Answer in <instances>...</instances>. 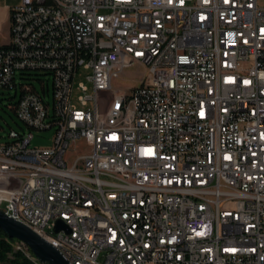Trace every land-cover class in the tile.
Listing matches in <instances>:
<instances>
[{"label":"built area","instance_id":"2783aa9c","mask_svg":"<svg viewBox=\"0 0 264 264\" xmlns=\"http://www.w3.org/2000/svg\"><path fill=\"white\" fill-rule=\"evenodd\" d=\"M0 89L26 127L0 144V211L70 264H264V0H20Z\"/></svg>","mask_w":264,"mask_h":264},{"label":"rangeland","instance_id":"374dc122","mask_svg":"<svg viewBox=\"0 0 264 264\" xmlns=\"http://www.w3.org/2000/svg\"><path fill=\"white\" fill-rule=\"evenodd\" d=\"M87 72L80 70L74 79V88L72 93V101L76 103V98L79 95L77 86L86 83L85 76ZM25 76H16V83L30 84L36 91L41 93L42 85L48 86V96L45 101L52 103V79L50 76L42 72H26ZM143 75V69L134 66L130 69L124 70L116 78L112 80V88L116 91L127 92L129 89L138 86V82ZM23 79V80H20ZM19 94L14 96V90L0 89V144L10 142L8 133L13 130L15 132H26L24 124L16 117L12 106L18 101ZM54 129L42 132H33V139L30 142L29 148L48 149L53 146ZM81 144L79 150H82Z\"/></svg>","mask_w":264,"mask_h":264},{"label":"water","instance_id":"95a60500","mask_svg":"<svg viewBox=\"0 0 264 264\" xmlns=\"http://www.w3.org/2000/svg\"><path fill=\"white\" fill-rule=\"evenodd\" d=\"M0 230L7 238L24 244L40 264H70L51 243L27 226L8 218L1 211ZM59 231L70 233V230L62 220L55 222L54 232L58 233Z\"/></svg>","mask_w":264,"mask_h":264},{"label":"trees","instance_id":"16d2710c","mask_svg":"<svg viewBox=\"0 0 264 264\" xmlns=\"http://www.w3.org/2000/svg\"><path fill=\"white\" fill-rule=\"evenodd\" d=\"M17 242L7 238L0 230V264H35L31 254L26 256L25 253L16 249Z\"/></svg>","mask_w":264,"mask_h":264},{"label":"crops","instance_id":"0c3cea01","mask_svg":"<svg viewBox=\"0 0 264 264\" xmlns=\"http://www.w3.org/2000/svg\"><path fill=\"white\" fill-rule=\"evenodd\" d=\"M20 0H0V47L6 46L10 38V12Z\"/></svg>","mask_w":264,"mask_h":264}]
</instances>
